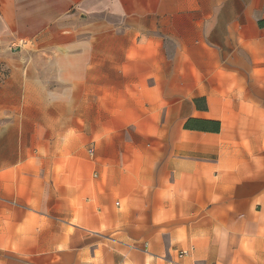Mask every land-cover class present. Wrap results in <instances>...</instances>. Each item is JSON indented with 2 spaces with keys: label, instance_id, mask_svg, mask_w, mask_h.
Instances as JSON below:
<instances>
[{
  "label": "crops",
  "instance_id": "1",
  "mask_svg": "<svg viewBox=\"0 0 264 264\" xmlns=\"http://www.w3.org/2000/svg\"><path fill=\"white\" fill-rule=\"evenodd\" d=\"M0 264H264V0H0Z\"/></svg>",
  "mask_w": 264,
  "mask_h": 264
},
{
  "label": "trees",
  "instance_id": "2",
  "mask_svg": "<svg viewBox=\"0 0 264 264\" xmlns=\"http://www.w3.org/2000/svg\"><path fill=\"white\" fill-rule=\"evenodd\" d=\"M186 127L188 129L193 130H203V131H210V132H219L220 124L209 122V121H200V120H192L190 121Z\"/></svg>",
  "mask_w": 264,
  "mask_h": 264
},
{
  "label": "built area",
  "instance_id": "3",
  "mask_svg": "<svg viewBox=\"0 0 264 264\" xmlns=\"http://www.w3.org/2000/svg\"><path fill=\"white\" fill-rule=\"evenodd\" d=\"M91 153H92V154L94 153V149H91ZM184 254H186V252H184Z\"/></svg>",
  "mask_w": 264,
  "mask_h": 264
}]
</instances>
